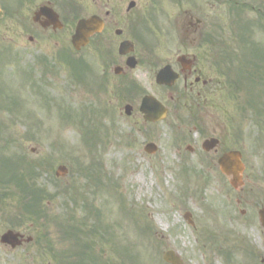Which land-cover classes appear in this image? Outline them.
I'll use <instances>...</instances> for the list:
<instances>
[{
	"label": "rangeland",
	"instance_id": "1",
	"mask_svg": "<svg viewBox=\"0 0 264 264\" xmlns=\"http://www.w3.org/2000/svg\"><path fill=\"white\" fill-rule=\"evenodd\" d=\"M262 34L255 33L254 40H261L264 47ZM14 44H25L34 53L39 89L34 88L35 66L30 55L11 62L7 51ZM1 48L8 56L5 65H9L0 70V80L2 76L8 80V96L0 95V108L8 107L0 109L2 153L35 165L37 175L28 174L27 182L42 185L50 195L61 194L63 186L69 185L78 190V198L84 195L100 210L98 219L104 229L101 233L95 229V241L84 230L80 242H90L109 264H168L161 256L171 249L183 264H230L223 247L233 248L238 239L254 247L255 263L264 264V230L257 212L264 207V118L260 127L249 111L251 105L264 107L262 78L257 80L252 98L245 81L247 86L238 92L221 93L219 99L229 117L213 112L205 119V135H197L191 125L177 123L171 107L164 121L144 123L137 110L142 95L118 96L113 81L98 89L81 81L72 85L67 58L80 59L82 54L71 48L66 35L38 32L29 43L24 34L16 37L6 31L0 35ZM24 71L31 76L22 88L19 81L26 78ZM138 83L144 94L155 95L167 105L154 80L140 79ZM4 100H8L6 104ZM126 103L133 107L130 116L122 110ZM90 106L104 110V115L76 121L79 114L75 111ZM90 126L96 127L95 132L88 129ZM239 131L241 138L237 140ZM209 136L221 140L216 154L201 149ZM257 136L261 139L256 140ZM5 137L11 142L4 146ZM147 142L157 145L156 153L143 151ZM188 144L193 153L186 150ZM225 148L242 152L245 172L240 191L232 189L218 171L216 159ZM60 164L68 167V174L56 178ZM24 166L27 168L26 163ZM2 176L0 167V192H7L5 202H0L7 210L6 216L0 214V234L10 228L34 238L15 249L0 244V264H77L70 258L68 231L59 226L66 216L64 195L42 198L45 214L37 225L28 219L31 211L23 209L20 190L13 183L3 184ZM9 191L14 194L9 195ZM185 212L191 215L192 225L184 218ZM13 213L21 215L22 225L12 226L17 224L11 220ZM82 213L76 214L83 217ZM88 219L92 223L97 220ZM241 252L235 255L237 261L248 264L249 256Z\"/></svg>",
	"mask_w": 264,
	"mask_h": 264
},
{
	"label": "flooded vegetation",
	"instance_id": "2",
	"mask_svg": "<svg viewBox=\"0 0 264 264\" xmlns=\"http://www.w3.org/2000/svg\"><path fill=\"white\" fill-rule=\"evenodd\" d=\"M89 21L93 32L76 52L82 57L68 63L72 77L78 68L96 89L113 81L115 89L125 86L131 95L144 91L138 80L150 78L167 98L168 106L162 103L172 108L177 123L191 125L197 135H205V119L213 112L228 116L217 99L228 89V77L247 76L248 89L251 75L264 84V50L261 40H254L255 33L264 34V0H0V35L24 34L29 43L43 31L70 38L79 22ZM29 48L14 44L7 53L11 62L31 56L34 88L39 89L38 62ZM5 53L1 48L0 70L7 66ZM165 68L178 76L173 85L156 83ZM7 82L2 76L0 95L7 94ZM132 84L136 87L127 88ZM256 106L249 111L261 121L264 107Z\"/></svg>",
	"mask_w": 264,
	"mask_h": 264
},
{
	"label": "trees",
	"instance_id": "3",
	"mask_svg": "<svg viewBox=\"0 0 264 264\" xmlns=\"http://www.w3.org/2000/svg\"><path fill=\"white\" fill-rule=\"evenodd\" d=\"M22 158V157H21ZM16 162H12L11 159L6 158V159H1V163H4V165H7V163L9 165H7L6 167H8V171L7 173L4 174V176L2 177L3 180V184L7 185V184H12L14 183L16 185V187L20 190L21 196L20 199H22V197H29V203L26 204V207L24 206V210L30 215L31 221L36 220V217L38 215L40 211V206H41V202L43 201V199H47L50 200L53 196L60 198L61 196L64 197L65 199V208L66 209V216L63 218V222L59 224V226L61 227L62 231H68V241L69 244L72 247H75L74 250H70V245H69V252H70V258H75V262L77 264H109L108 260L105 261V259H103V255L100 252L99 254L97 253V251L94 250V247H92V244L88 241H79V235L81 233L87 232L89 234V236L95 241L96 239V235L95 233H97L95 231L98 230L100 232V229H102L101 227V223L99 221V216H100V210L96 207H94V205L89 201V198L84 197L83 195V199H80L76 196L78 190L74 189L72 187V189L68 186H63L64 191L59 194V193H53V194H48L47 193V189L42 188L40 186L42 185H38L37 183L33 182V183H29L27 182V180L25 179V177L28 174H32L33 173V169H35L34 164H32L30 161L28 162H24L23 163V159L17 158ZM27 165V168H29L27 173H24V171L27 170V168H22L23 165L25 164ZM100 176V175H98ZM101 177V176H100ZM99 180V179H98ZM101 181V180H100ZM6 194L3 193V195L0 198L1 202H5L4 200L7 198V192H5ZM14 192L13 191H9V195H13ZM82 201V202H81ZM34 207V208H33ZM33 208V210H32ZM73 210H72V209ZM79 209V210H78ZM77 211H84L83 217L77 216ZM95 218L97 220H95V223H92V221L89 222L88 218ZM57 218V217H55ZM86 228H88L89 230H87ZM101 233V232H100ZM103 234V233H102ZM103 236V235H102ZM74 241V243H73ZM246 250H252V247L250 246L249 248L246 247Z\"/></svg>",
	"mask_w": 264,
	"mask_h": 264
},
{
	"label": "water",
	"instance_id": "4",
	"mask_svg": "<svg viewBox=\"0 0 264 264\" xmlns=\"http://www.w3.org/2000/svg\"><path fill=\"white\" fill-rule=\"evenodd\" d=\"M93 22L89 21L86 23L79 22L76 25V31L72 35V45L74 48L80 49L81 46L87 43V34L93 30ZM158 83H168L172 84L177 76L170 75L167 69H164L157 75ZM124 110L127 114L131 113V108L129 105L124 107ZM143 113V120L155 122L157 120H161L165 117L166 108L164 109L162 105L151 96H144L142 104L139 108ZM218 141L216 139L210 138L203 143V148L207 151L210 150ZM156 149L155 145L149 143L145 146V150L147 152H154ZM241 155L238 151L227 152L219 158L218 163L220 170L229 178L230 184L237 188L241 183V175L243 173V165L241 162ZM56 176H65L67 174V168L63 165L58 166L56 170ZM259 212V220L264 227V209H261ZM0 242L5 244H11L12 247L19 245V235L17 233H13L11 230L3 233L0 237ZM162 258L169 262L170 264H182L180 258L174 254V252L167 251L163 254Z\"/></svg>",
	"mask_w": 264,
	"mask_h": 264
}]
</instances>
